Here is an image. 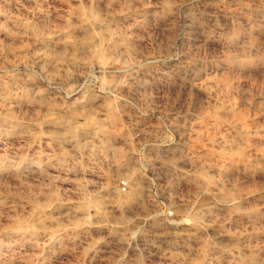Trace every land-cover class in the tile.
Here are the masks:
<instances>
[{
  "label": "rangeland",
  "instance_id": "1",
  "mask_svg": "<svg viewBox=\"0 0 264 264\" xmlns=\"http://www.w3.org/2000/svg\"><path fill=\"white\" fill-rule=\"evenodd\" d=\"M0 264H264V0H0Z\"/></svg>",
  "mask_w": 264,
  "mask_h": 264
},
{
  "label": "built area",
  "instance_id": "2",
  "mask_svg": "<svg viewBox=\"0 0 264 264\" xmlns=\"http://www.w3.org/2000/svg\"><path fill=\"white\" fill-rule=\"evenodd\" d=\"M120 184H121L122 189H124L126 187V184L124 182H122Z\"/></svg>",
  "mask_w": 264,
  "mask_h": 264
},
{
  "label": "bare ground",
  "instance_id": "3",
  "mask_svg": "<svg viewBox=\"0 0 264 264\" xmlns=\"http://www.w3.org/2000/svg\"><path fill=\"white\" fill-rule=\"evenodd\" d=\"M39 33V32H38ZM104 35V34H103ZM66 47V46H65ZM109 55V54H108ZM117 157H118V155H117ZM117 160H118V158H117ZM205 181V180H204ZM207 182V181H206Z\"/></svg>",
  "mask_w": 264,
  "mask_h": 264
}]
</instances>
